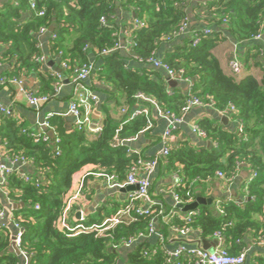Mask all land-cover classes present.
Segmentation results:
<instances>
[{
	"label": "trees",
	"instance_id": "obj_1",
	"mask_svg": "<svg viewBox=\"0 0 264 264\" xmlns=\"http://www.w3.org/2000/svg\"><path fill=\"white\" fill-rule=\"evenodd\" d=\"M10 2L8 10L0 14V44L8 46L0 64H10L16 59L15 71L4 75L8 79L21 78L28 70L37 71L42 92L39 94L52 96L57 78L50 72L41 71L45 61L39 60L44 54L37 35L42 28L50 30L54 27L49 58L59 57V68L63 62L67 63L68 68L62 70L64 76L74 74L76 69L90 63L92 52L103 61L92 80L110 86L113 89L111 97L120 105L134 108L140 103L139 94L154 100L161 110L176 115L182 114L191 97L204 103L215 102L218 112L234 105L237 110L234 117L243 124V133L227 132L204 120L199 127L214 143L212 147L200 149L184 142L173 148L161 162L183 178V183L176 189L182 203L196 200L199 188L201 190L213 181L217 172L232 181L245 164L251 172L257 173V178L247 186V200L242 204L234 200L221 202V211L214 204L200 206L199 214L191 223L175 217L173 225L198 229L203 240H211L216 232H222L224 244L233 255L241 253L247 234L258 240L264 235V70L260 78L248 75L240 81L226 75L213 54L221 41L217 33L203 38L196 46L188 36L163 60L172 70H182L193 82L192 92L187 94L176 90L170 94L161 72L148 64L144 63V68H128L119 52L102 56L103 50L119 42L114 21L118 10L133 13L136 19L145 23L135 35L132 48L133 57L145 61L162 44L173 41L171 35L179 30L185 19L189 20L187 8L191 0H36V11L31 10L29 0ZM26 10H31L32 15L28 22L21 23L18 20L20 12ZM38 11H45V15L39 16ZM205 14L196 19H202L210 28L217 25L227 30L237 42L264 35V0H215L206 5ZM103 17L108 22L105 26L101 23ZM252 59L250 54L246 57V68H251ZM54 66L58 67L57 64ZM101 110L106 111V106ZM49 123L59 139L58 144L53 140L35 142L29 134L23 133V124L0 114V145L5 154L10 158L24 156L32 160L35 170L31 182L14 174L8 185L11 200L20 204L14 210V216L26 228L21 248L32 255L30 264H116L119 254L115 250L122 246L123 240L147 234L152 220L162 223V231L168 237L171 225L164 222L165 216L159 214V207H154L148 216L133 212L131 218L123 217L122 222L103 233L78 232L70 236L59 228L64 199L73 187L76 175L100 173L116 176L122 182L126 180L138 156L128 152V145L112 147L111 144L116 136L129 139L146 131V116L123 124L108 113L100 122L102 131L93 137L84 130L70 128L62 116H53ZM36 180H39V186ZM117 209L115 205L113 209H100L98 218L86 221L85 225L102 224ZM13 234L8 225L0 226V264H22L12 249ZM156 248V254L145 256V252L152 253ZM188 263L186 259L181 264ZM129 264L167 262L163 249L152 247L146 241L129 255ZM259 264H264V260Z\"/></svg>",
	"mask_w": 264,
	"mask_h": 264
},
{
	"label": "crops",
	"instance_id": "obj_2",
	"mask_svg": "<svg viewBox=\"0 0 264 264\" xmlns=\"http://www.w3.org/2000/svg\"><path fill=\"white\" fill-rule=\"evenodd\" d=\"M212 1L214 0H191V3L187 8V13L192 28L197 27V29H204L208 27L202 19L200 21L196 19V16L206 15V5ZM9 4H11L10 0H0V14L5 13L8 10ZM16 4H18V1L15 2V5ZM31 15V10L20 12V18L18 20L21 23H26L29 21ZM114 21L118 30L120 44L119 55L125 60L126 67L137 69L142 67L144 68V64L133 57L132 47L129 45V41L137 34L135 33L137 30L135 28V17L133 13L118 10V13L114 17ZM212 29L221 37V41L213 49V54L220 61L224 73L229 75V62L234 50H236L243 63L249 54L253 56V59L250 62L251 68H246V71L251 74L253 73V77L259 78L257 76V72L264 68V35L261 40L252 39L244 42H237L231 37L227 30L220 29L217 25H213ZM51 37L52 33L48 31V33L45 34L39 33L37 35V40L39 42V48L43 51L45 60V64L41 71L46 73L50 72L53 76H56L58 73L52 65L54 66L57 64L59 67L60 58L57 57L52 60L49 58ZM185 38L186 36H182L174 39L173 41L162 44V46L156 51V57L160 60H164L167 54L172 52L177 46L184 43ZM7 49L8 46L0 44V58L6 53ZM89 60L90 63L94 65L95 70L99 69L103 64V61L98 60L96 55L92 52L89 54ZM15 63L16 59L14 58L10 64L2 65L0 74L4 76L13 73L15 71V68L13 67ZM159 71L166 81L168 92L170 94L174 92V90L182 94H187L189 92V83L177 81V87L172 88L167 80V77H169L167 72L161 70ZM20 77L23 79L28 92L42 93L39 73L37 71H25ZM72 77L73 74L67 73L65 76L66 79L63 81L64 88L62 93L57 98L52 99L48 104L39 109L32 108L29 105L27 94L21 92L20 86L12 83L0 85V109L2 107H8L11 111L9 118L17 121L19 124H23L25 129L31 132L47 130L44 128L43 124L49 115L62 116L66 120L69 127L73 128L76 125V118L69 112V102L74 98L75 93V88L72 84ZM87 86L99 98V103L93 106L92 111V119L96 112L100 113L99 120L96 123H100L108 113L111 118L117 122L127 124L131 121L129 116H125L121 112V108L125 104L120 105V103L111 97L113 89L110 86L94 82L92 78L87 82ZM102 106H106V111L101 110ZM146 108L150 111L153 127L149 131L141 133L135 137L136 139L128 144V147L139 152L141 156L147 159H153L159 156L162 151L163 146L161 140L165 130L168 128V122L166 119L161 117L159 110L155 106L149 105ZM234 115L235 114H229L223 116L214 107L210 106L195 107L184 116L182 124L176 127V131L173 134V145L180 146L181 143L189 142L191 145L200 149L212 147L214 143L209 140L207 136L201 137L196 134L192 129L193 125H199L200 122L209 120L214 125L221 127L224 131L238 133L239 120H237ZM223 118H226L227 121L223 122ZM51 130H47L49 135ZM86 134L89 137L95 136L94 127H92L91 130H88ZM6 157L7 154H5L4 148L0 145V162H3ZM34 172V167L29 165L21 171L19 177L22 178V175L31 176ZM140 175L143 176L144 174L140 173ZM174 175L175 171H170L168 166L161 162L159 168L151 177L153 182L151 198L153 201L161 204L162 207L168 211L175 207V200L173 196V193L175 192L173 188ZM250 175V168L244 164L241 166L239 173L233 179L232 183L227 184L222 178L216 177L213 181L206 183L201 190L199 188L197 195H200L206 200H213L212 204L218 207L219 211H221L219 205L224 201L234 200L238 204H242L248 198L247 182ZM79 176L82 175L78 174L74 177L75 182H79L76 181V179H81ZM75 182L73 186H76ZM83 184V197L76 202L73 210L68 216V224L71 226L79 224L86 226V221L98 218L100 209H113L114 205L118 208L117 210L123 208V206L128 202L129 195L136 190L135 186H127L121 189L110 188L106 180L95 175L88 176L84 180ZM0 199L2 201L1 207L6 212L8 217L11 215L10 210L12 204L14 210L20 207V204H16L13 201H6L1 196V191ZM176 213V216L181 219L187 216V212H183L180 209H177ZM164 222L167 224L166 218H164ZM4 223H9V220L5 219ZM157 229L160 236L154 235L149 238L140 239L131 247L121 246L116 249L115 251L119 254V259L116 264H129V255L134 251L136 246L146 241L152 247L160 246L162 249H166L169 252H173L182 245L187 248L202 247L200 242L203 241V239L198 229H194L188 236L183 237L176 235L172 230L171 233L168 234V237H166L164 235L165 232L163 233L162 231L164 229L162 223L159 221L157 223ZM215 240V238H212L211 240L206 241L210 244H214V242H216ZM243 245L244 246L242 247L241 252L246 253L245 264H259L260 260H264V245L261 244L258 239L252 237L251 234H247L244 237ZM187 260L189 261L188 264L195 263L193 259Z\"/></svg>",
	"mask_w": 264,
	"mask_h": 264
},
{
	"label": "built area",
	"instance_id": "obj_3",
	"mask_svg": "<svg viewBox=\"0 0 264 264\" xmlns=\"http://www.w3.org/2000/svg\"><path fill=\"white\" fill-rule=\"evenodd\" d=\"M215 1V0H214ZM31 10L36 11V0H29ZM39 16H44L45 11H38ZM101 23L103 26H105L108 22L106 18L101 19ZM135 25H136V32L138 33L144 26L145 23L142 20L135 18ZM48 29L42 28L40 30V34L48 33ZM215 31L210 28H204V29H193L190 25V22L187 19L184 20L179 30L175 31L170 39L173 40L182 36H191L192 38V44L193 46H196L200 43V41L203 38L206 37H212L215 35ZM129 34V33H127ZM56 35H53V38H55ZM134 38L129 41L130 47L133 48L135 46ZM255 40H261L263 39V34H260L254 38ZM120 44L119 42H116L115 45L109 49H105L102 51L103 57H108L116 52H119ZM40 61H45L44 57L39 58ZM141 63L148 64L149 66L167 72L168 76L176 81H184L190 84V90L188 93L192 92L193 88V82L186 78L184 76V72L182 70L175 71L172 70L168 64H166L163 60H160L156 57V53H152V55L147 58L145 61L139 60ZM61 69H67L68 65L67 63L63 62L61 64ZM2 68V64H0V69ZM95 73L94 65L91 63H86L80 68L76 69L74 71L73 77H72V84L75 88L74 98L69 102V112L76 118V125L75 127L78 130H84V132H87L88 130H91L94 122L92 119V111L93 106L97 105L99 103V98L96 94H94L89 87L87 86V82L91 80ZM248 75H252L253 73H249L246 71V65L243 63V61L240 59V56L238 55L237 51L234 50L232 57L229 62V76L232 77L236 81H240L244 78H246ZM56 82L54 83V94L52 96L48 95H42L39 93H32L28 92L26 90V87L24 85V81L21 78H11L8 79L5 76H2L0 74V85L12 83L20 86L21 92L27 94L29 105L32 108L39 109L42 106L48 104L52 99L57 98L63 91L64 88V79L58 74L55 76ZM139 100V104L136 105L134 108H129L128 105H124L121 108V112L125 116H129L130 120H135L137 117L140 116H146L148 120V126L146 131H149L153 127V121L150 116V111L146 108L145 105L141 104L146 103L148 105L155 106L161 115L162 118L166 119L168 122V128L165 130L163 136H162V151L159 154V156L153 158V159H147L139 154V152L133 150L132 148H129L130 154H136L138 156L137 163L129 170L127 178L125 181H120V179L116 176H108L105 174L100 173H87L84 174L79 184L76 186H73L70 190V192L66 195L64 199V208L62 211V214L59 219V228L60 230H64L70 234V236H73L71 234H76L78 232H92V231H98L99 233H103L112 227H115L120 222H122V218H131L133 212L139 216L143 215H150L151 210L154 207L160 208V215H164L166 218L167 224H170L171 230L176 234L180 236H188L194 228L188 226L186 228H180L175 225H173L174 219L176 216V210L179 209V206H185L187 204L192 203L195 200H191L188 203H182L180 196L176 193V189L183 183V178L180 177L177 173L174 175V183L173 188L175 192L173 193L174 200H175V207L172 210H166L162 207L161 204L155 202L151 198V191L153 187V182L151 177L157 169L159 168L161 159L167 157L170 155V152L173 148H176V145H173V134L176 131V127L184 121V116L190 112L195 107H205L210 106L215 108V102L210 103H204L202 100H200L197 97H191L187 103L186 106L183 108V112L181 115H176L175 113L171 112H165L161 110L156 102L142 94H139L137 96ZM237 110L234 105H229L228 108H226L224 111L220 112L221 115H229V114H236ZM0 114L6 117H9L11 115V111L8 107H2L0 109ZM53 117V115H49L44 122V128L47 130H51L49 120ZM193 131L198 134L201 137H206V132L202 130L199 125H193L192 127ZM39 131V132H31L28 130H23V133L29 134L35 142H45L48 143L51 140L55 141L56 144L59 143V139L55 138L52 139L48 133V131ZM102 131L101 123H96V128H94L95 135L99 134ZM144 131V132H146ZM142 132V133H144ZM239 132L243 133V124L239 121ZM136 138H129V139H121L118 136L114 138L112 141V147H119L123 145H128L131 142H133ZM59 154V152H58ZM32 165V160L24 157V156H17L14 158H10L7 156L3 162H0V191L1 196L8 202H12L9 192H8V185L10 177L14 174H20L21 171L29 166ZM140 173H143L144 175H140ZM95 175L97 177H101L104 180H106L108 186L110 188L114 189H121L127 186H135L136 190L129 195L127 206L119 209L113 216L106 219L104 223L102 224H96L92 225L90 227L84 226L83 224H79L76 226H71L68 224V216L73 210L76 202L80 198L83 197V182L84 180L90 176ZM217 177H220L223 179V181L227 184L232 183L231 180L227 179L225 175L221 172H217ZM257 178L256 172H251L250 178L247 182L251 183L253 180ZM22 179L25 182H31L32 177L29 175H22ZM77 180V179H76ZM79 181V180H78ZM37 186L40 185L39 180H36ZM247 185V186H248ZM190 196V195H188ZM191 198V197H190ZM135 205L134 209L132 208V205ZM138 204V206H136ZM2 201L0 199V226L8 225L13 230V236L15 237V242L17 247L20 249L22 258H23V264H30L32 255L24 252L21 248L22 246V240L26 233V228H24L21 224V222L14 216V209L13 204L11 205L10 213L11 215L8 217L6 215V212L3 210ZM39 208V206H37ZM181 210V209H180ZM199 214L197 211H191L187 213V216H185L182 220L186 223H191V221ZM8 219L9 223H4V220ZM157 223L158 221L152 220V222L149 225V230L147 234L141 233L137 237H130L127 240H123L122 246L123 247H131L134 244L138 242L140 239H145L152 237L154 235L160 236V233L157 229ZM225 229V227H224ZM223 229V230H224ZM215 241L217 242V246L214 249L213 252H209L208 250L203 249L202 247L198 248H187L186 246L182 245L179 246L176 250L173 252H169L166 249H163V252L165 253L166 262L167 264H181L182 261L186 259H193L195 262L194 264H245L246 262V253L241 252L238 255L231 254L228 249L226 248L224 242V236L222 232H216L214 235ZM261 244L264 245V235L259 239ZM157 253V248L150 252H145V256H150L152 254Z\"/></svg>",
	"mask_w": 264,
	"mask_h": 264
},
{
	"label": "water",
	"instance_id": "obj_4",
	"mask_svg": "<svg viewBox=\"0 0 264 264\" xmlns=\"http://www.w3.org/2000/svg\"><path fill=\"white\" fill-rule=\"evenodd\" d=\"M55 31V28L54 27H51L49 32L50 33H53ZM52 65V64H51ZM53 68H55V71L65 80V76H64V73L62 71L61 68L59 67H55L52 65ZM167 80H168V83L169 85L172 87V88H175L177 87L178 83L176 80H173L171 79L170 77H167ZM99 115L100 113L99 112H96L93 116V120H94V125L93 127L96 128V122L99 120ZM223 122H226V118H223L222 119ZM50 136L52 138H56L55 136V133L53 130L50 131ZM124 190V189H123ZM213 203V200L211 199H204L202 198L200 195H197V198L194 202L190 203V204H187L185 206H179V209H181L183 212H191V211H197L199 209L200 206H204V205H211ZM17 207V205H16ZM202 244V248L205 249V250H208L209 252H213L216 245H217V242H214V244H210L208 241L206 240H203L200 242V245ZM12 249L14 250V252L17 254V256H19L22 260V264H23V258H22V254H21V251L20 249L17 247L16 245V242H15V237L13 236L12 238Z\"/></svg>",
	"mask_w": 264,
	"mask_h": 264
},
{
	"label": "rangeland",
	"instance_id": "obj_5",
	"mask_svg": "<svg viewBox=\"0 0 264 264\" xmlns=\"http://www.w3.org/2000/svg\"><path fill=\"white\" fill-rule=\"evenodd\" d=\"M263 70H264V68L261 70V71H259V72H257V76L260 78L262 75H263Z\"/></svg>",
	"mask_w": 264,
	"mask_h": 264
}]
</instances>
